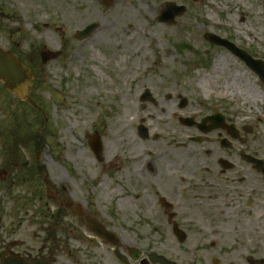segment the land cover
<instances>
[{
    "label": "rangeland",
    "instance_id": "374dc122",
    "mask_svg": "<svg viewBox=\"0 0 264 264\" xmlns=\"http://www.w3.org/2000/svg\"><path fill=\"white\" fill-rule=\"evenodd\" d=\"M164 2L186 8L174 26L156 21ZM90 24L97 29L77 39ZM206 33L264 61L263 2L0 0V47L31 69L37 87L30 94L42 109L33 112L0 84V170L6 173L0 175V251L14 244L10 253L52 264H138L129 249L140 259L154 254L172 264L264 258V201L239 157L243 145L224 151L215 141L187 143L184 138L196 130L172 117L219 113L241 136L245 126L255 127L258 136V109L250 107L259 94L256 76L205 42ZM42 47L60 52L59 58L42 65ZM144 90L155 103L139 100ZM180 98L187 101L184 109ZM139 125L149 132L145 140ZM10 133L33 140L8 141ZM95 134L101 163L89 146ZM7 142L16 144L17 166H8ZM218 159L233 169L222 170ZM149 162L163 168L160 178L146 173ZM34 164L44 171L27 176ZM45 176L59 191L57 201L46 196ZM161 197L172 204L173 221L186 235L182 244L158 204ZM66 199L100 221L118 244L111 248L93 239L74 209L58 216Z\"/></svg>",
    "mask_w": 264,
    "mask_h": 264
},
{
    "label": "water",
    "instance_id": "95a60500",
    "mask_svg": "<svg viewBox=\"0 0 264 264\" xmlns=\"http://www.w3.org/2000/svg\"><path fill=\"white\" fill-rule=\"evenodd\" d=\"M193 2H197L198 0H192ZM163 11L161 12L160 16L158 17L157 21L160 23H166L169 25L174 24V19L176 17L182 16L185 11L184 7H176L172 3H165L162 5ZM96 28L95 25H91L87 27L83 32L79 33V38H84L88 36L94 29ZM204 39L209 43H212L217 46H223L229 51L233 52L236 56L244 60L247 65L255 69V72L260 75L264 76V65L260 64L259 62L252 61L249 59L244 53L240 52L234 46L224 40L219 39L218 37L206 34ZM41 61L43 64L47 63L48 61L55 59L58 57V54L50 53L45 51L44 49L41 50L40 53ZM32 81V74L27 68H23L21 63L16 60L10 52H3L0 49V82H3L5 89L10 93L14 94L19 100L25 101L31 106L35 107L31 98L29 97V87L31 86ZM149 98L148 92L142 97L143 100L145 98ZM212 123H214L213 128L220 127L216 121V118L212 119ZM216 125V126H215ZM140 134L144 136L145 130L140 128ZM93 144H91L92 150L96 157L100 160L101 154V145L99 142L98 136L92 137ZM226 167V166H225ZM44 185L47 189V195L49 198H55L57 191L55 187L48 181V179L44 180ZM87 226L90 228V231L93 232L96 236L101 239L106 240L110 245H115L116 240L114 236L110 233L106 232L104 228H102L99 224L95 223L94 221L86 218ZM174 233L177 236L179 242H183L185 240V235L178 231L174 227ZM7 254L6 251L0 253V264H49L44 259L42 260H24L18 257H10L8 256L4 259V256ZM133 260L138 258V253L136 251H132ZM150 260L153 263L160 262L163 264H168L163 259L156 257L155 255L150 256ZM255 264H264V260L257 261Z\"/></svg>",
    "mask_w": 264,
    "mask_h": 264
},
{
    "label": "flooded vegetation",
    "instance_id": "af4514ba",
    "mask_svg": "<svg viewBox=\"0 0 264 264\" xmlns=\"http://www.w3.org/2000/svg\"><path fill=\"white\" fill-rule=\"evenodd\" d=\"M263 2L264 4V0H260ZM249 71H251L248 68ZM259 90H258V99L252 103V106H250L251 108H257L258 109V116H257V127L260 130L258 133V136H256L255 133V127L253 126H245L242 128V132L243 135L241 136L240 134V129L236 127V136H238L237 138H241L242 139V145H243V155L246 159V161H244V167H245V171L250 175V177H252L254 179L255 182L258 183V186L260 187V193L261 196L263 197V201H264V84L260 82L259 86H258ZM179 107V105H178ZM210 116V114H205L202 115L197 121L193 118L192 119V123L193 126L191 127H187V129H195L197 134H200V129L198 127V125L201 123V121ZM172 117L174 119H176V122L181 125L184 126L182 124V122L180 121V116H178L176 113L172 115ZM228 124H232L234 125L231 121L229 120H225ZM204 128H207L209 126V124H204L203 125ZM235 127V126H234ZM213 135V138L210 139L208 136ZM221 140H227L228 142H226L225 146L226 147H222L221 146ZM218 142L219 147L222 150H228L231 151L234 148V143L239 142V140H233L232 137L230 135H228L227 132L224 131H219V130H215V131H211L209 133H207L204 138L202 139V142H207V143H211V142ZM251 159L259 161L260 165H259V169L256 168V163H252ZM220 159L217 160V165L220 167V163H219ZM163 168H154L152 166L148 167V171L149 173H153L156 177L160 178L161 177V173ZM164 169H169V167H166ZM233 169V168H232ZM231 169V170H232ZM169 172V171H168ZM180 181V180H179ZM181 182V181H180ZM255 192V191H254ZM262 214H264V207H262ZM175 218V216H174ZM167 224L171 225L172 221L168 220L167 217ZM91 249L94 250L95 247L91 246ZM51 255V254H49Z\"/></svg>",
    "mask_w": 264,
    "mask_h": 264
},
{
    "label": "bare ground",
    "instance_id": "6f19581e",
    "mask_svg": "<svg viewBox=\"0 0 264 264\" xmlns=\"http://www.w3.org/2000/svg\"><path fill=\"white\" fill-rule=\"evenodd\" d=\"M74 20L75 18L70 16V21H71V24H74ZM214 70H216V67L213 68V72ZM229 88L226 86L224 88V90H226L227 92H230L232 94V92L230 90H228ZM143 121V120H142ZM149 164L152 166V162H149ZM153 167V166H152ZM223 206V205H222ZM235 207H238V205L236 204ZM226 210H230V209H226ZM177 264H184V262H178Z\"/></svg>",
    "mask_w": 264,
    "mask_h": 264
}]
</instances>
